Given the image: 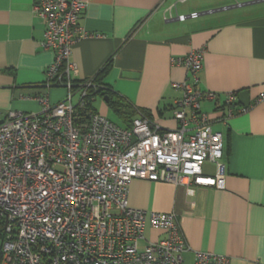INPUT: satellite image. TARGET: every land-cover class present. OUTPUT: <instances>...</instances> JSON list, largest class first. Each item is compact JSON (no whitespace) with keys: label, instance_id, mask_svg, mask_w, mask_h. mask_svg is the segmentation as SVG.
Wrapping results in <instances>:
<instances>
[{"label":"crops","instance_id":"crops-1","mask_svg":"<svg viewBox=\"0 0 264 264\" xmlns=\"http://www.w3.org/2000/svg\"><path fill=\"white\" fill-rule=\"evenodd\" d=\"M83 1L78 25L86 33L71 51L77 68L73 79L97 77L107 88L102 91L131 106L133 116L142 113L174 128L172 110L182 96L175 84L190 81V75L171 59L203 47L198 85L217 93L215 99L201 100L200 109L211 118L212 129L222 134L223 187L194 185L188 191L184 184L135 178L129 184L128 204L176 214L189 246L182 264H192L197 252L224 256L229 264H264V98L257 100L264 93V1L206 14L201 12L250 0ZM33 4L0 0V119L9 109L40 108L35 96L44 89L53 51L41 46L45 26L32 11ZM242 90L248 91L249 105L237 112L243 106L238 101ZM46 91L52 103L66 93L63 86ZM227 92H237L231 116L224 105ZM99 95L107 103V95ZM95 98L94 109L106 116L108 106L95 105ZM202 170L213 175L215 164L205 161ZM164 236L163 230L146 224L144 239Z\"/></svg>","mask_w":264,"mask_h":264},{"label":"built area","instance_id":"built-area-1","mask_svg":"<svg viewBox=\"0 0 264 264\" xmlns=\"http://www.w3.org/2000/svg\"><path fill=\"white\" fill-rule=\"evenodd\" d=\"M85 5L34 0L32 11L45 24L41 46L53 51V59L44 71V89L35 96L39 110L9 109L0 120L3 264H182L189 246L176 214L133 208L128 190L135 178L184 184L188 191L194 185L223 187L222 134L200 109L201 100L217 96L198 85L204 48L171 59L190 75V81L175 84L182 90L172 110L176 127H162L142 113L120 126L86 110L93 101V76L72 77L77 68L71 51L86 33L78 25ZM53 86L66 93L52 103L46 90ZM263 98L260 93L257 100ZM236 101L237 92L225 93L228 116ZM205 161L215 164L213 175L203 172ZM146 224L165 236L144 239ZM192 264L229 260L197 252Z\"/></svg>","mask_w":264,"mask_h":264},{"label":"trees","instance_id":"trees-1","mask_svg":"<svg viewBox=\"0 0 264 264\" xmlns=\"http://www.w3.org/2000/svg\"><path fill=\"white\" fill-rule=\"evenodd\" d=\"M44 26H45V24H44ZM109 63L110 62L108 60L106 62V64L108 65ZM93 79L95 82V86H93L90 89V94L92 95V98L94 99L95 96L99 93H101L103 95H107V97H108L107 104H110L113 107L114 112L117 113L125 121V124H123V126H129L132 118L134 117L133 115L135 114L136 111L131 106H128L127 104H125L121 101H118L116 99H115V101L111 100V93H109V91H107V90L102 91V90L107 89V88L106 87L104 88L103 85H101L98 82L97 77H93ZM78 81H80V80H78ZM86 110H94V106L92 104V101L89 102ZM1 260H2V251H1V238H0V261Z\"/></svg>","mask_w":264,"mask_h":264},{"label":"water","instance_id":"water-1","mask_svg":"<svg viewBox=\"0 0 264 264\" xmlns=\"http://www.w3.org/2000/svg\"><path fill=\"white\" fill-rule=\"evenodd\" d=\"M264 0H250L247 2H243V3H235V4H229L226 6H221L218 8H213L211 10H206L205 12H201L202 14H206V13H210V12H216L218 10H223V9H229V8H236L237 6H245V5H251V4H256V3H260L263 2ZM105 100H107V98L105 97ZM238 101L245 107H248L249 105V98H248V91L247 90H242L239 92L238 94Z\"/></svg>","mask_w":264,"mask_h":264},{"label":"rangeland","instance_id":"rangeland-1","mask_svg":"<svg viewBox=\"0 0 264 264\" xmlns=\"http://www.w3.org/2000/svg\"><path fill=\"white\" fill-rule=\"evenodd\" d=\"M186 1V0H185ZM180 2H184V1H180ZM228 3H230V2H228ZM262 4H264V2L262 3ZM229 5V4H228ZM230 9H233V8H229L228 10H230ZM225 12H228V11H225ZM96 98H98L96 101H95V105H97L98 104V102L100 103H102V104H105L106 106H108L107 107V109L108 110H106V111H108V114L106 115L109 119H111L113 122H115V123H117V124H119L120 125V123H121V119L119 118V116L114 112V110H113V107L110 105V104H107L105 101H104V99L102 98V96L101 95H99V94H97L96 96H95ZM95 98V99H96ZM113 101H115V98H113ZM100 105V104H99ZM210 169V168H209Z\"/></svg>","mask_w":264,"mask_h":264}]
</instances>
